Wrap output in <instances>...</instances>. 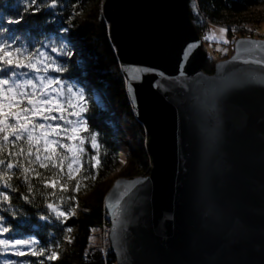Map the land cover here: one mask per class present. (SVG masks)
I'll return each instance as SVG.
<instances>
[{
	"label": "water",
	"instance_id": "95a60500",
	"mask_svg": "<svg viewBox=\"0 0 264 264\" xmlns=\"http://www.w3.org/2000/svg\"><path fill=\"white\" fill-rule=\"evenodd\" d=\"M190 1L102 3L152 161L107 192L110 245L117 264H264V66L245 62L264 38L237 37L208 72ZM230 78L244 82L220 90ZM136 180L114 229L106 198Z\"/></svg>",
	"mask_w": 264,
	"mask_h": 264
},
{
	"label": "trees",
	"instance_id": "16d2710c",
	"mask_svg": "<svg viewBox=\"0 0 264 264\" xmlns=\"http://www.w3.org/2000/svg\"><path fill=\"white\" fill-rule=\"evenodd\" d=\"M48 2L49 0H37L40 6L38 11L34 10L35 6L32 10L25 11L22 0H0V26L7 29L6 38L18 37V44L27 45L32 50L42 48L50 41L57 47L61 42L68 46L72 55L57 57L67 70L53 75L83 90L88 107L84 116L90 131L98 134L102 167L97 174L85 165L88 169L85 175H96V179L84 180L78 176L81 184L78 193L73 191L76 180L67 181L68 191L62 193L59 186L57 189H45L35 176L32 178L34 192L28 193L27 186L17 174L12 181L15 192L0 189L11 196L17 215L13 217L4 212L3 208H0V214L5 215L6 226L13 229V236L35 238L39 241L38 247L46 249L60 245L56 249L58 259L45 260V264H117L110 245H95L92 243V236L96 229L109 226L105 197L112 182L106 176L119 164L122 149L120 137L126 138L127 149L121 175L131 177L144 174L151 166V156L146 146V128L136 117L127 92L126 78L110 37L109 23L102 14L103 0H57L55 8L48 7ZM263 2L264 0H191L190 5L192 19L199 32L205 26L216 23L225 26L230 35L234 31L232 28L247 35L253 33L264 21V9L252 10L253 6ZM12 19L20 22L9 24L8 21ZM228 55L229 53L225 54L226 57ZM216 60L217 58L209 55L204 69L212 72ZM97 91L107 98L110 104L108 107L103 99L96 97ZM85 148L89 156L94 154L88 144ZM67 163L65 161V172ZM39 171L45 176L52 175L44 169ZM57 178L61 183L65 182L60 177ZM25 194L30 196L32 203L23 201L22 196ZM61 194L69 201L68 204L63 205ZM72 196H75V200L71 199ZM47 203L63 205L61 210L69 212L74 209L75 216L65 225L47 210ZM41 215H48L49 219L41 220ZM69 226L72 228L71 233L66 231ZM65 235L71 237V243L64 240ZM3 256L26 264H39L44 259L27 255L17 257L8 253L0 255V264H3Z\"/></svg>",
	"mask_w": 264,
	"mask_h": 264
},
{
	"label": "snow or ice",
	"instance_id": "6c2138e0",
	"mask_svg": "<svg viewBox=\"0 0 264 264\" xmlns=\"http://www.w3.org/2000/svg\"><path fill=\"white\" fill-rule=\"evenodd\" d=\"M22 3L25 11L32 10L34 6V10L38 11L40 8L37 0H22ZM47 6L57 7V0H49ZM19 22L17 19L8 21L9 24ZM226 31L225 28L220 29L221 34ZM6 32L7 29L0 26V189L15 192L16 188L12 181L18 174V178L27 186L28 193L34 192L33 176L45 189H57L59 186L62 193L68 191L67 181L76 180L73 191L78 193L81 184L77 177L95 180L96 175H85L88 170L85 165L98 174L102 167V153L98 134L90 131L84 116L88 107L83 90L53 75L67 70L57 57H70L72 52L63 42L57 47L51 41L42 48L32 50L27 45L18 44V37L6 38ZM204 39L214 40L216 37L208 35ZM223 42L228 41L225 39ZM197 47H199L198 42L188 45L184 59L187 60ZM239 58L234 57V59ZM245 62L264 66V58H253ZM137 78L135 74L129 76L130 81ZM237 82L244 81L230 78L220 90ZM86 144L93 150V155L89 156L86 152ZM65 161H68L66 172ZM39 169L51 172L52 175L45 176ZM57 177L65 182L61 183ZM144 183V180L129 183L114 203L111 193L106 198L109 201L111 214L115 218L114 229L119 224L121 201L124 197L131 198L135 195L133 190ZM11 199L7 191L0 190V208L15 217L17 210L14 209ZM22 199L27 203L33 202L27 194L23 195ZM61 199L63 205L69 203L62 194ZM71 199L75 200V196ZM126 204L125 201V206ZM4 205L7 207H3ZM63 205L47 203V210L58 221L67 225V221L75 216V210L72 209L71 212L61 210ZM40 219L47 221L49 216L41 215ZM6 223L5 215L0 214V255L11 253L17 257L26 255L44 257L39 264H45V260L58 259L56 249L59 248V244L55 248L38 247L39 241L35 238L13 236V229L6 226ZM66 231L71 233L72 228L69 226ZM64 240L68 243L72 242L69 235H65ZM3 264H26V262L5 259Z\"/></svg>",
	"mask_w": 264,
	"mask_h": 264
},
{
	"label": "rangeland",
	"instance_id": "374dc122",
	"mask_svg": "<svg viewBox=\"0 0 264 264\" xmlns=\"http://www.w3.org/2000/svg\"><path fill=\"white\" fill-rule=\"evenodd\" d=\"M257 9H264V2L260 5H256L252 7V10H257ZM210 31L208 32V35H215L216 39L214 40H207L204 39L205 36H203V44L204 46L207 48L209 55L210 56H214L215 58L219 59L220 58H226L225 54L229 53V55L232 53L233 48H234V41L237 37L239 36H251V34H240L238 32L235 31L234 28H232L234 31L233 33L230 35L228 33V30L226 31V33L221 34L220 33V29L221 28H225V26L216 24V23H212L209 26ZM261 37L264 36V21L261 22V24L258 25L256 31L254 32V37ZM227 40V43H224V40ZM224 51V52H222ZM228 55V56H229ZM28 71V70H26ZM96 97L99 98L100 100L103 99L104 103L107 105V107L110 105L109 101L107 100V98L105 99L104 97H102V94L97 91L96 92ZM120 141L122 143V149H121V160L119 161V164L106 176V179H108L110 182H112V185L114 184V182L121 177H128L125 175H121V170H122V165L126 163L125 161V153L127 151L125 143H126V138L121 136L120 137ZM70 155V153L68 154ZM68 162V161H67ZM78 206V204H77ZM71 212V211H70ZM74 216H72L71 218H73ZM92 243L95 245H110V239H109V226H107L106 228H102V229H96L95 232L93 233L92 236ZM3 261L6 259V257L3 256ZM14 261V260H13Z\"/></svg>",
	"mask_w": 264,
	"mask_h": 264
},
{
	"label": "bare ground",
	"instance_id": "6f19581e",
	"mask_svg": "<svg viewBox=\"0 0 264 264\" xmlns=\"http://www.w3.org/2000/svg\"><path fill=\"white\" fill-rule=\"evenodd\" d=\"M210 30V29H209ZM206 34V32H204L203 30L200 32V35H201V37L203 36V35H205ZM208 34V33H207ZM203 39V38H202ZM137 117V116H136ZM147 133V132H146ZM120 160H121V158H120ZM151 166H152V163H151ZM151 166L149 167V169H148V171H147V173H144V174H148L149 172H150V170H151ZM140 175H142V174H140ZM135 176H137V175H135ZM129 177V176H128ZM131 177H134V176H131ZM109 226H110V224H109ZM110 247H111V245H110ZM111 250H112V248H111Z\"/></svg>",
	"mask_w": 264,
	"mask_h": 264
},
{
	"label": "built area",
	"instance_id": "2783aa9c",
	"mask_svg": "<svg viewBox=\"0 0 264 264\" xmlns=\"http://www.w3.org/2000/svg\"><path fill=\"white\" fill-rule=\"evenodd\" d=\"M203 31L206 32V34H207V33L209 32V25L205 26V27L203 28ZM255 31H256V30H255ZM255 31H254V32H255ZM254 32L251 33V35L254 36ZM206 34H205V35H206ZM258 37H259V36H258ZM261 38H264V36H261Z\"/></svg>",
	"mask_w": 264,
	"mask_h": 264
}]
</instances>
